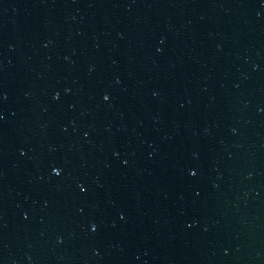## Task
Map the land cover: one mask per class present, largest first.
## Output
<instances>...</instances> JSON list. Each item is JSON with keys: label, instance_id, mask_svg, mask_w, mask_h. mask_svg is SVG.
Instances as JSON below:
<instances>
[{"label": "water", "instance_id": "1", "mask_svg": "<svg viewBox=\"0 0 264 264\" xmlns=\"http://www.w3.org/2000/svg\"><path fill=\"white\" fill-rule=\"evenodd\" d=\"M0 264H264V0H0Z\"/></svg>", "mask_w": 264, "mask_h": 264}, {"label": "snow or ice", "instance_id": "2", "mask_svg": "<svg viewBox=\"0 0 264 264\" xmlns=\"http://www.w3.org/2000/svg\"><path fill=\"white\" fill-rule=\"evenodd\" d=\"M109 99V97L108 96H104V100H108ZM53 171L55 172V174L57 175V176H59L61 173H60V171L59 170H57V169H53ZM191 175L192 176H195L196 175V172H192L191 173ZM81 191H86V189L83 187V186H81ZM93 231H95V227H93Z\"/></svg>", "mask_w": 264, "mask_h": 264}]
</instances>
